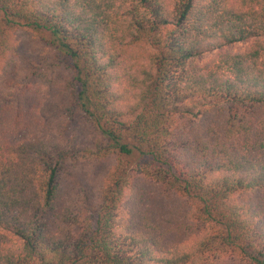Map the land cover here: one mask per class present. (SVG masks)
Masks as SVG:
<instances>
[{"label":"trees","instance_id":"trees-1","mask_svg":"<svg viewBox=\"0 0 264 264\" xmlns=\"http://www.w3.org/2000/svg\"><path fill=\"white\" fill-rule=\"evenodd\" d=\"M0 264H264V0H0Z\"/></svg>","mask_w":264,"mask_h":264},{"label":"rangeland","instance_id":"rangeland-1","mask_svg":"<svg viewBox=\"0 0 264 264\" xmlns=\"http://www.w3.org/2000/svg\"><path fill=\"white\" fill-rule=\"evenodd\" d=\"M245 47V44L240 43V44H235V45H231L228 48L232 51H242ZM213 54L208 53V54H204L202 56H200L199 58V62L203 63L204 61H206L207 59L211 58Z\"/></svg>","mask_w":264,"mask_h":264}]
</instances>
